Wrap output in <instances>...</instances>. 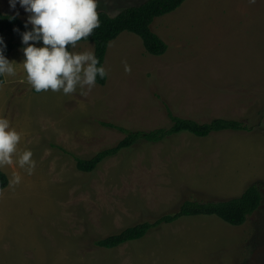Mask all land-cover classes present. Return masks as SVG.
<instances>
[{
	"label": "rangeland",
	"instance_id": "obj_1",
	"mask_svg": "<svg viewBox=\"0 0 264 264\" xmlns=\"http://www.w3.org/2000/svg\"><path fill=\"white\" fill-rule=\"evenodd\" d=\"M145 1L98 0L97 11L115 16ZM0 11L27 20L8 0H0ZM150 28L165 54H148L139 37L122 32L108 44L104 86L87 95L79 88L34 92L22 65L0 84V116L21 133L19 150L30 149L36 161L32 175L15 163L0 167L8 179L0 190V264H264V0H185ZM15 43L6 58L21 64L26 46ZM72 50L94 47L79 42ZM163 103L181 118L232 119L250 130L140 142L93 173L77 171L72 155L88 159L124 138L101 123L167 128ZM254 183L261 184V206L242 226L183 217L115 249L93 246L185 200L225 201Z\"/></svg>",
	"mask_w": 264,
	"mask_h": 264
},
{
	"label": "trees",
	"instance_id": "obj_2",
	"mask_svg": "<svg viewBox=\"0 0 264 264\" xmlns=\"http://www.w3.org/2000/svg\"><path fill=\"white\" fill-rule=\"evenodd\" d=\"M185 0H146L140 5L125 8L115 16L104 12H98L100 26L93 30L92 34L79 42H90L93 44L94 53L104 65L108 44L115 40L122 32L136 35L142 41L146 52L152 56L159 57L165 54L167 46L152 32L150 26L154 19L169 14L179 8ZM15 15L4 14L0 11V35L8 36L4 55L7 57L18 44L15 39L22 40L24 24L26 21ZM19 28L16 32L14 29ZM31 30V26L29 29ZM77 42V43H79ZM42 43V42H41ZM4 82V78H0ZM104 79L97 77V85L104 86ZM2 82V83H3ZM0 83V84H2ZM35 92V91H34ZM166 117L169 121L167 128H159L151 131H129L111 123H101L107 129H113L123 133L125 136L116 145L99 151L88 159L78 158L72 155L75 168L82 173H93L105 160L115 157L124 150L134 147L140 142L149 144L160 143L172 136L188 134L196 138H206L212 134L222 132H248V126L237 120L213 118L209 121H198L175 116L171 109L163 103ZM8 185L6 175L0 170V190ZM262 194L261 184L254 183L247 187L239 197L219 202H197L185 200L180 204L178 210L159 216L152 222H142L127 227L115 234L106 236L93 242V246L106 250L115 249L124 244L143 239L149 232L162 225H170L183 217L192 216H215L226 224L234 227L245 224L248 217L253 215L261 206Z\"/></svg>",
	"mask_w": 264,
	"mask_h": 264
},
{
	"label": "clouds",
	"instance_id": "obj_3",
	"mask_svg": "<svg viewBox=\"0 0 264 264\" xmlns=\"http://www.w3.org/2000/svg\"><path fill=\"white\" fill-rule=\"evenodd\" d=\"M8 4L13 11L19 5L27 14L22 35L25 59L21 64L7 59L3 54L7 45L0 36V78L15 77L17 65H22L27 83L37 93L51 90L69 95L79 88L81 95H87L96 86L97 77L104 79L107 76L105 67L100 65L93 51L72 50L77 42L89 37L100 26L98 0H8ZM19 14L16 11L11 19ZM29 26L31 30H28ZM41 42L43 46L37 47L36 44ZM125 71L131 72L127 63ZM85 86L87 91H84ZM21 140V133L9 119L0 116V167L15 163L32 175L36 161L32 159L30 149L19 150ZM20 180L19 174L13 175L12 183L18 184Z\"/></svg>",
	"mask_w": 264,
	"mask_h": 264
}]
</instances>
